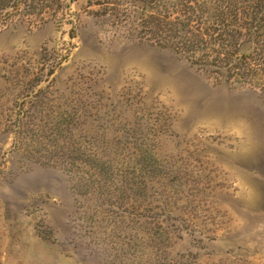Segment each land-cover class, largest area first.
Segmentation results:
<instances>
[{"label": "rangeland", "instance_id": "374dc122", "mask_svg": "<svg viewBox=\"0 0 264 264\" xmlns=\"http://www.w3.org/2000/svg\"><path fill=\"white\" fill-rule=\"evenodd\" d=\"M97 3L0 23V264H264V91Z\"/></svg>", "mask_w": 264, "mask_h": 264}, {"label": "trees", "instance_id": "16d2710c", "mask_svg": "<svg viewBox=\"0 0 264 264\" xmlns=\"http://www.w3.org/2000/svg\"><path fill=\"white\" fill-rule=\"evenodd\" d=\"M76 0H0V23L58 22ZM139 39L171 49L218 80L264 91V0H97ZM11 10H7V9ZM40 17V20H34Z\"/></svg>", "mask_w": 264, "mask_h": 264}]
</instances>
